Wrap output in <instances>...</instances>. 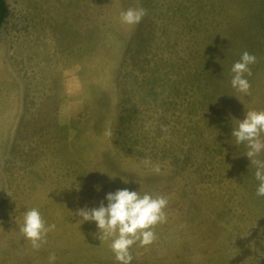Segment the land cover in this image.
<instances>
[{
	"label": "rangeland",
	"instance_id": "374dc122",
	"mask_svg": "<svg viewBox=\"0 0 264 264\" xmlns=\"http://www.w3.org/2000/svg\"><path fill=\"white\" fill-rule=\"evenodd\" d=\"M4 2L0 264H119L73 213L122 189L168 198L131 264H264V197L231 135L264 110V0ZM129 8L146 15L124 24ZM244 51L248 95L231 85ZM32 208L56 225L39 249L19 232Z\"/></svg>",
	"mask_w": 264,
	"mask_h": 264
},
{
	"label": "clouds",
	"instance_id": "9594fccd",
	"mask_svg": "<svg viewBox=\"0 0 264 264\" xmlns=\"http://www.w3.org/2000/svg\"><path fill=\"white\" fill-rule=\"evenodd\" d=\"M146 15L143 8H129L121 12V22L127 25L138 24ZM257 57L244 51L239 61L232 66L231 72L234 74L231 85L238 92L245 95L250 94V82L245 78L251 76L250 65L256 63ZM166 131V129H164ZM105 135L111 136V130H106ZM232 137L235 138L236 145H246V155L251 164L255 166V179L259 182L256 195L264 197V159L260 158L264 153V110H249L245 113V118L233 128ZM145 165H150L151 161H143ZM157 174L161 172L159 165L153 167ZM127 183V180L124 179ZM99 190V189H97ZM107 206L101 202L98 208L78 209L75 216L80 217L79 221H94L98 232L94 238L101 242L111 240V250L119 264H131L133 255L131 249L137 243L141 247L151 245L157 239L155 228L157 225L167 222L165 209L168 206V198L163 195H153L140 191H130L128 189L117 190L106 195ZM55 224L48 225L36 208L28 209L23 213V222L19 225V232L26 241L31 242L33 249H39L47 242V234L54 231ZM55 254H50L48 264H55Z\"/></svg>",
	"mask_w": 264,
	"mask_h": 264
},
{
	"label": "trees",
	"instance_id": "16d2710c",
	"mask_svg": "<svg viewBox=\"0 0 264 264\" xmlns=\"http://www.w3.org/2000/svg\"><path fill=\"white\" fill-rule=\"evenodd\" d=\"M7 15V7L4 0H0V26L4 23Z\"/></svg>",
	"mask_w": 264,
	"mask_h": 264
}]
</instances>
